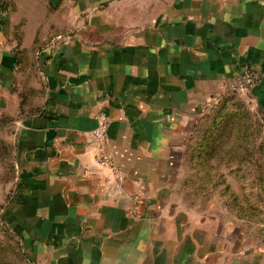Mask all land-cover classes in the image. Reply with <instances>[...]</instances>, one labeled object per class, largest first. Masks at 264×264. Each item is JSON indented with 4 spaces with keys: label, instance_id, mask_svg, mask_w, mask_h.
I'll list each match as a JSON object with an SVG mask.
<instances>
[{
    "label": "crops",
    "instance_id": "crops-1",
    "mask_svg": "<svg viewBox=\"0 0 264 264\" xmlns=\"http://www.w3.org/2000/svg\"><path fill=\"white\" fill-rule=\"evenodd\" d=\"M246 69L264 114V0H0V223L32 264H264L183 187ZM100 112L121 182L92 157Z\"/></svg>",
    "mask_w": 264,
    "mask_h": 264
},
{
    "label": "rangeland",
    "instance_id": "rangeland-1",
    "mask_svg": "<svg viewBox=\"0 0 264 264\" xmlns=\"http://www.w3.org/2000/svg\"><path fill=\"white\" fill-rule=\"evenodd\" d=\"M223 103L212 115L213 107L206 113L213 117L212 148L191 153L192 159L184 163L196 169V174L186 172L192 185L188 198L200 210L232 216L250 241L264 245V114L248 95H229ZM6 236L0 229L5 257Z\"/></svg>",
    "mask_w": 264,
    "mask_h": 264
},
{
    "label": "built area",
    "instance_id": "built-area-1",
    "mask_svg": "<svg viewBox=\"0 0 264 264\" xmlns=\"http://www.w3.org/2000/svg\"><path fill=\"white\" fill-rule=\"evenodd\" d=\"M261 81L260 75L251 69H246L244 73L238 77L230 78L224 83L226 92H234L241 95H248L252 97L253 92L259 86ZM109 143L108 137V118L100 112L96 116V126L91 131L92 157L99 167L110 171L118 182L123 180L122 174L114 164L113 159L106 152ZM139 204V197L137 195L131 197L130 213L135 214Z\"/></svg>",
    "mask_w": 264,
    "mask_h": 264
},
{
    "label": "trees",
    "instance_id": "trees-1",
    "mask_svg": "<svg viewBox=\"0 0 264 264\" xmlns=\"http://www.w3.org/2000/svg\"><path fill=\"white\" fill-rule=\"evenodd\" d=\"M235 94L236 93L234 92H227L222 97V99H220L219 102L213 106L212 108L213 111L210 114L212 115L215 111L217 112L219 109H221V107H223L224 105L223 102L227 96L235 95ZM210 114L205 115L202 118V122L200 126L198 127V129L196 130V135L191 141L190 151L188 153H185V160H184L185 162L187 160L192 159L191 153H207L208 148H209L208 145L210 146V148H212V143L215 141H212V137H211L212 133H210V129L212 126V118H213V117L212 118L208 117ZM214 124L216 123L214 122ZM4 154L8 155V153H4ZM190 168L191 169L187 167L186 172L188 170V172H190L191 174V172L193 173V170H194L196 174V169L195 168L192 169V165ZM183 185H184L183 187H184V190L187 196L191 198L192 193L188 194L187 191L188 190L191 191L192 185L187 182L186 177L183 179ZM0 229H2L3 233H5V235L7 234L6 237H8L7 242H6L7 257L4 256L5 249L0 248V264H32L30 260L27 258V256L25 255L18 238L6 226H4L1 223H0Z\"/></svg>",
    "mask_w": 264,
    "mask_h": 264
},
{
    "label": "water",
    "instance_id": "water-1",
    "mask_svg": "<svg viewBox=\"0 0 264 264\" xmlns=\"http://www.w3.org/2000/svg\"><path fill=\"white\" fill-rule=\"evenodd\" d=\"M129 200V199H128Z\"/></svg>",
    "mask_w": 264,
    "mask_h": 264
}]
</instances>
